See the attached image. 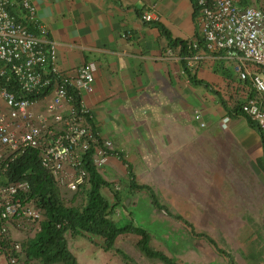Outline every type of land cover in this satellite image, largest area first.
Segmentation results:
<instances>
[{"label":"crops","instance_id":"obj_1","mask_svg":"<svg viewBox=\"0 0 264 264\" xmlns=\"http://www.w3.org/2000/svg\"><path fill=\"white\" fill-rule=\"evenodd\" d=\"M30 1L36 6L40 24L48 28L46 39L57 43L62 71L75 74L76 67L85 63L97 65L95 83L83 96L94 129L102 139L111 141L120 155L110 157L104 168L109 185L124 176L128 164L134 171L168 164L175 172L173 179H178L191 171L192 146L202 142L200 153L205 155L207 139L228 140L242 156H262L258 130L244 115L234 112L228 126H221L237 95L243 93L232 61L201 48L191 68L188 53L182 52L180 44L171 46L160 28L163 25L172 39L193 40L198 28L193 0ZM236 2L264 9V0ZM147 8L154 14L150 22L142 20ZM124 32L130 36H123ZM42 107L40 100L36 110ZM196 110L202 113L205 127L195 119ZM129 182L124 184V193ZM252 218L258 219V215ZM241 233L240 237L245 236ZM257 235L264 239V230L262 235L248 232L246 239L252 241ZM93 248L86 253L94 254ZM72 251L82 264L79 253ZM250 253H246L251 258L247 264H264V248ZM215 257L216 264H231L223 253Z\"/></svg>","mask_w":264,"mask_h":264},{"label":"built area","instance_id":"obj_2","mask_svg":"<svg viewBox=\"0 0 264 264\" xmlns=\"http://www.w3.org/2000/svg\"><path fill=\"white\" fill-rule=\"evenodd\" d=\"M193 1L198 28L187 43L188 66H195L204 48L232 61L241 81L243 93L221 126H228L238 108L264 129V9L236 0ZM153 18V11L145 9L142 20ZM47 34L30 0H0V264H26L24 243L41 230L44 219L43 209L31 197L28 173L11 177L18 159L36 151L57 186L77 191L89 182L84 158L90 150L98 170L110 157H120L111 141L94 129L83 96L95 83L97 65L85 63L76 67L75 74L62 71L57 43L46 39ZM168 52L172 54V49ZM46 90L49 94L40 99L29 97ZM40 100L43 107L36 110ZM194 117L206 126L199 110ZM20 233L31 237L19 239Z\"/></svg>","mask_w":264,"mask_h":264},{"label":"rangeland","instance_id":"obj_3","mask_svg":"<svg viewBox=\"0 0 264 264\" xmlns=\"http://www.w3.org/2000/svg\"><path fill=\"white\" fill-rule=\"evenodd\" d=\"M1 107L3 103L0 100ZM201 143L197 147L196 144L192 146L191 171L183 172L180 178L173 179L175 172L170 171L171 165L168 164H163V168L151 165L142 168V171H134L127 166L124 176L111 181L112 184L105 187L103 193L112 198V202L115 201L114 193L125 192L124 184L130 179L128 169H131L137 181L151 185L161 201L174 213L185 216L198 232L212 236L217 246L229 251L239 264H247L251 258L246 253L264 248L262 236L257 235L258 238L252 241L246 239L248 232L262 235L264 230V172L259 165V158L242 156L234 144L220 139H207L203 149L206 153L203 155L200 153ZM58 189L65 204H85L83 192L76 193L65 186H58ZM122 197L127 207L119 206L113 215L119 224L123 225L127 220L136 224L140 215H143L141 212L147 210L143 223L153 231H164L161 235L152 232V245L155 248L163 250L179 264H216L212 260L219 253L216 246L204 238L193 237L190 227L181 221L163 211H156L147 194L129 195L127 192ZM253 215H258V219L252 218ZM243 224L248 228H244ZM241 228L246 231L241 233ZM239 233L245 236L240 237ZM17 235L19 239L27 236L24 233ZM69 239L71 250L79 253L82 264H164L142 254L136 246L139 239L136 234L121 236L117 248L107 252L81 236L69 235ZM97 242L99 244L100 239ZM91 246L96 247L93 248L95 253L87 254ZM121 251L126 252L127 256ZM25 260L26 264H44L40 259L28 260L25 257Z\"/></svg>","mask_w":264,"mask_h":264},{"label":"trees","instance_id":"obj_4","mask_svg":"<svg viewBox=\"0 0 264 264\" xmlns=\"http://www.w3.org/2000/svg\"><path fill=\"white\" fill-rule=\"evenodd\" d=\"M160 28L171 46L180 44L182 52L187 53L186 41L172 39L169 31L163 25H160ZM11 85L13 86L15 83L12 82ZM49 92L50 90H46L29 94V97L40 99L49 94ZM234 112L242 114L238 108L234 109ZM245 117L249 124L258 130L260 135L263 153L258 162L264 172V129L257 121L250 117ZM92 155L93 150H90L84 158V167L90 175L89 182L79 190L74 191L85 194L86 200L82 206L64 203L57 184L53 177L41 166L36 151L28 152L12 165L11 177L13 179L20 177L24 172L28 173L32 184L31 197L43 209L45 216L41 230L33 238L28 239L27 243H24L28 260L40 259L44 264H79L77 256L69 246V235L81 236L94 244H98L96 242L98 238L101 241L99 246L107 252L117 248L116 244L121 236L136 234L139 237L136 246L143 255L151 259H158L164 264H179L175 258L170 257L163 250L157 249L152 245V232L161 235L164 231H153L146 223H143L146 221L144 214L148 213L147 210L141 212L143 215H140L136 224L127 220L121 225L114 219L113 215L116 209L121 205L126 208L127 204L126 202L123 203L121 193H114L113 199L115 201L113 202L103 193V189L109 187V183L94 164ZM123 161L125 162V160ZM128 167L130 168L129 164ZM128 172L130 174L127 191L129 195L136 193L147 194L156 211H163L171 218L189 226L193 237L206 239L209 243L216 246L218 252L228 257L231 264H239L229 251L217 246L212 236L205 232H198L195 225L185 216L174 213L161 201L158 193L151 185L139 183L134 172L131 169H128ZM127 198H130V196H127ZM121 252L127 256L126 252Z\"/></svg>","mask_w":264,"mask_h":264},{"label":"clouds","instance_id":"obj_5","mask_svg":"<svg viewBox=\"0 0 264 264\" xmlns=\"http://www.w3.org/2000/svg\"><path fill=\"white\" fill-rule=\"evenodd\" d=\"M194 2V1H193ZM243 115V114H242ZM246 116V115H245ZM118 152V151H117ZM104 168H105V166L103 167V169L102 170H99L102 174H103V176H105V171H104Z\"/></svg>","mask_w":264,"mask_h":264}]
</instances>
